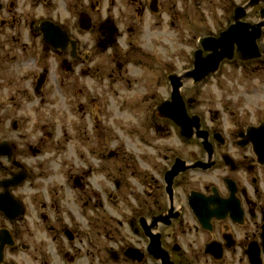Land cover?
Listing matches in <instances>:
<instances>
[{
  "label": "flooded vegetation",
  "instance_id": "1",
  "mask_svg": "<svg viewBox=\"0 0 264 264\" xmlns=\"http://www.w3.org/2000/svg\"><path fill=\"white\" fill-rule=\"evenodd\" d=\"M235 6L232 4L231 16ZM166 7V0H0V264H82L70 249L82 232L68 225L55 230L48 226L56 222L59 201H54L50 192H20L35 180L30 166L20 160L21 103L33 99L44 104L52 93L46 87L49 70L43 66L38 77L31 72L42 56L37 53V44L43 52L60 57L57 67L65 78L55 82L56 89L62 90L65 112L77 110L79 114L63 137L67 130L70 134L75 131L82 145L89 133L92 139L87 137L86 143L93 158L96 148L101 147V134L110 137L113 133L108 121L104 123L108 108L101 97H112L117 93L115 86L125 83L124 76L127 81L131 78L128 68L138 71L144 79L140 81L149 84L129 103L130 115L135 112L137 118L131 115L128 134L143 141L145 151L126 152L130 200L125 228L130 237L120 254L110 251L113 262L119 263L121 257L128 264H264V155L256 153L257 146L255 149L247 135L248 129L259 127L264 120L247 126L237 122L227 134L203 125L199 138L183 139L180 129L165 119L164 109L159 110L169 92L164 98L153 95L148 102L152 89L163 88L167 75L175 72L169 71V64H136L146 56L137 44H141L145 20L159 17ZM263 7L261 3L256 8V22L258 9ZM179 18L174 14V20ZM230 22L231 18L227 25ZM43 31L62 42L59 48L44 44ZM261 52L257 62L264 63V49ZM22 68L27 70L24 75ZM28 77L30 80L24 82ZM137 82L133 80V84ZM183 99L185 126L194 127L196 132L199 114L192 109L196 100L186 95ZM175 110L178 114L180 106L173 114ZM226 112L230 118L236 117L233 111ZM219 118L217 112L211 115L212 122ZM200 119L203 124V116ZM171 131L177 132L187 155L173 151L166 155L167 149L158 144L161 139L156 136L164 137ZM191 146L198 148L199 155ZM103 147L105 152L109 149ZM26 148L37 155L30 145ZM107 156L119 158L115 150ZM143 165L148 170H141ZM151 168L155 176L149 172ZM216 168L223 173L219 186L191 188L189 174H207ZM89 176L90 172L81 170L68 182L85 193ZM114 188L119 189L117 182ZM39 221L43 224L34 225ZM157 242L160 251L154 257L149 245ZM32 243H41V250L38 252L36 246L32 249ZM132 249L141 251L140 256ZM21 255L26 260H20Z\"/></svg>",
  "mask_w": 264,
  "mask_h": 264
},
{
  "label": "rangeland",
  "instance_id": "2",
  "mask_svg": "<svg viewBox=\"0 0 264 264\" xmlns=\"http://www.w3.org/2000/svg\"><path fill=\"white\" fill-rule=\"evenodd\" d=\"M166 1L167 7L159 17L151 16L145 20L141 44H136L146 56L142 58V63L136 64H169L171 66L169 71L177 73L190 67L192 54L198 49V40L201 37L215 35L227 26L232 4L241 5L246 0ZM174 6L177 11H174ZM255 12L256 9L246 20L256 22ZM174 14L180 16L178 21L174 20ZM152 41L155 42V46L152 45ZM37 46H39L37 53L38 55L42 53V56L37 61L35 72L30 71L38 77L43 66L49 70L46 87L47 91L52 93L46 96L44 104H39L33 99L21 103L19 133L22 138L18 141L21 147L20 160L30 166L35 180L20 192L27 194L50 192L53 200L59 201L56 222L52 221L48 226L55 230V227L68 225L82 232L79 240L70 246L71 251L78 254V260H81L82 264H128L121 257L122 261L119 263L113 262L110 251L114 250L120 254V251L126 248L130 237L125 228L129 210L127 203L128 199L130 200L126 191L130 187L127 182L130 175L124 168L125 157L128 150L144 152L142 145L145 143L128 134L129 120L132 116L137 118L135 112L130 115L129 103L133 97L142 95V91L146 90L145 85L149 84L140 81L144 79L138 71L128 68L131 78L127 81L124 76L125 83H118L115 86L117 93L112 97H101L102 104L108 108L103 120L104 123L108 121L113 133L110 137L101 134L99 137L101 147L96 148V156L93 158L92 150H89V144L86 143L87 137L92 139L89 133L81 140L84 143L82 145L79 142L80 134H76L75 131L70 134L71 131L67 130L68 135L63 137L64 130L70 129V125L77 122L79 114L77 110L71 111L70 114L65 112L62 90L56 89L55 82L65 78L57 67L60 57L43 52L41 45ZM260 47L264 49V35ZM24 72L27 70L22 68L21 74L24 75ZM29 77L23 81H29ZM83 80L91 84L90 79ZM133 80L138 82L133 84ZM101 90L103 92L104 89ZM168 92L170 90L166 83L163 88H153L148 96V102H152L150 99L153 95L164 98ZM183 94L196 100L192 106L193 112L203 116V125L208 129H218L227 134L237 122L244 126L254 125L264 120V63L256 62L244 66L236 62L225 63L215 76L208 78L197 88L184 89ZM227 109L233 111L236 117L230 118ZM215 112L220 118L212 122L211 115ZM156 137L161 139L158 144L167 149L166 155L172 151L181 155L188 154L185 146L179 142L177 132L171 131L170 135ZM66 138L70 141L67 142ZM110 140L113 142H109ZM149 141L152 143L151 139ZM29 145L36 150L37 155L28 151L26 147ZM103 145L109 148L106 152ZM191 148L199 155L196 146ZM112 150L118 153L119 158L109 159L107 152ZM81 170L90 172L86 180L85 193L75 190L72 182H68L70 179L72 181L71 176H78ZM141 170L148 169L143 165ZM149 172L154 174L152 168ZM222 176V169L218 168L207 174L198 172L189 174L192 180L191 188L202 190L203 186L209 184L219 186ZM114 182L119 185L117 191ZM130 182L134 184L133 181ZM113 195L116 196V200L112 199ZM30 219L29 216L27 224ZM119 223H122L121 227L118 226ZM42 224L40 221L34 223L38 226ZM191 237L186 236L187 239H192ZM35 246L39 252L41 243L36 245L32 243V249ZM46 246L50 247L48 243ZM22 259L25 257L21 255L20 260Z\"/></svg>",
  "mask_w": 264,
  "mask_h": 264
},
{
  "label": "water",
  "instance_id": "3",
  "mask_svg": "<svg viewBox=\"0 0 264 264\" xmlns=\"http://www.w3.org/2000/svg\"><path fill=\"white\" fill-rule=\"evenodd\" d=\"M260 0H250L243 7L234 8L232 22L225 30L221 31L217 37L206 36L199 40V48L193 53L192 66L180 75H171L168 77L171 87L170 100L163 103L159 110L164 109L165 118H169L181 129V135L191 138L194 134L196 137L202 135L200 130V119L196 117V132L194 127H187L185 119L184 103L180 90L185 85L199 86L210 75L218 72L220 65L225 61H232L236 55L240 62L253 61L261 55L258 51L257 41L261 37V30L264 27V11L261 10L260 17L263 19L258 24L244 22L246 11L255 7ZM264 2V0H262ZM191 102V101H189ZM180 106L177 114L173 109ZM181 113V115H180ZM247 135L251 139L256 153L264 155V124L255 129H248ZM18 213V212H17ZM203 224V221H200ZM150 252L154 257H158L156 253L160 251L159 243H150Z\"/></svg>",
  "mask_w": 264,
  "mask_h": 264
}]
</instances>
